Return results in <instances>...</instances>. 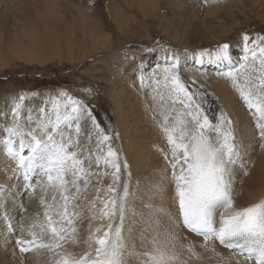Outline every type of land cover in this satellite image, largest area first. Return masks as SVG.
Returning <instances> with one entry per match:
<instances>
[{"label": "rangeland", "instance_id": "obj_1", "mask_svg": "<svg viewBox=\"0 0 264 264\" xmlns=\"http://www.w3.org/2000/svg\"><path fill=\"white\" fill-rule=\"evenodd\" d=\"M19 1L23 3L24 13L36 16L35 8L27 0ZM50 1L53 3L52 0ZM58 1L61 4V7L57 8L58 11L66 15L78 16L74 5L80 4L84 8V13L93 15L92 20L87 24L85 21H80L78 16L74 23L68 22L67 26L52 18L44 22L33 19L30 23L41 33L52 32L56 37H60L63 46L67 41L73 44L76 52L74 57L63 52L60 59L43 66L13 61H7V66L0 64V145L6 144L8 152L5 155L12 152L11 148H15L17 157L22 139L27 145L30 140L29 134L43 138L42 129L45 124L55 123L58 117L69 115L73 117V120L69 121L72 127L65 128L62 122L60 134L66 139L70 134L73 140L78 139L79 146L74 145L71 150L82 153L81 158L85 159L86 169L109 173L107 176H92L88 190L82 192L81 198L74 202L79 205L75 210L80 213L79 218H81L77 224V242L65 244V248L58 251L67 253L80 244L83 245L81 248L83 254L90 250L87 243L90 232L102 224L105 225L103 230H106V221L92 219L90 204L97 195V188L101 189L99 195L102 198L108 195L107 189L113 183L112 170L105 169L103 162L98 169L94 159L92 163H89L88 158L106 154L107 144L110 143L118 152L121 163L120 182L116 186L118 197L123 195L125 185L128 189L123 224L120 225L119 217L113 222L114 228L122 227L123 241L126 246L125 264H144L145 254L155 251L154 243L167 255L174 257L170 264H256L255 259H246L238 253V250L225 248L214 239L205 242L202 236H196L184 227L175 195L172 164L167 167L170 180H166L163 186L160 187L161 179L150 183L151 188L145 186L150 180L146 179V182L141 180L146 167L132 166L125 147L124 131L120 126L118 113L119 104L123 103L122 108L125 112L122 114V120L132 125L135 119L140 117L139 103L141 94H144L146 90L153 97L164 92L166 99H169L167 104L174 108L173 111L176 109L179 113H181L180 110L182 112L185 110V113L190 111L179 102L173 103L177 98L171 92L173 87L171 76L164 71L168 68L170 73L179 77L180 82L192 94L194 103L200 105L213 124L218 123L221 112L230 119L225 103L215 92L214 87H210L208 83H202L199 79L198 81L187 71L195 70L202 73L208 71L218 77L226 71L231 72L236 78V83L233 82V76L228 77L226 81L236 88V84L244 86L245 75L250 78V84H258L261 49L264 48L262 15L249 10L239 14L237 27L234 26L228 33L222 32L220 24L211 16L204 21L203 12L207 9L205 6L208 0H182L180 1L182 8L176 4L177 0H160V4L153 3L155 10L150 11L151 8L146 12H142L139 0ZM71 8L74 12H71ZM11 14H14L13 10ZM19 24L23 25V22L20 21ZM1 26L2 35L8 34L9 26L7 24ZM88 26L106 38L102 45L94 47L90 44L86 30ZM168 26L170 32L164 30ZM223 34L227 37L225 38ZM245 35L249 37L248 41L244 40ZM181 39L182 43H180ZM83 44L87 50L81 55L79 50ZM223 44L229 45L230 65L227 61L216 59V53ZM234 46L241 47V50L232 49ZM252 53L256 54L255 59L251 58ZM161 56L163 57L159 58ZM245 56L249 57L248 68L240 70V64L245 63L243 59ZM144 59H147V66L145 65L146 67L141 71L140 61ZM131 80L133 83L129 85ZM129 87L131 88L128 89ZM237 90L239 92L238 88ZM252 90L255 98V94L259 93L260 89L253 87ZM113 93H117L119 99L113 101ZM180 96L182 97L183 93ZM240 99L250 112L255 133L234 134L241 161L233 169L231 176L233 208L236 211H242L256 204H264V151H262L264 138L259 134L258 118L254 110H249L241 96ZM76 101L91 109L100 129L112 136L110 141L104 144L99 143V130L87 116L80 113V118L75 119L78 114L72 113L71 108ZM240 119L237 118L239 126ZM185 120H189L188 128L191 129L193 125L190 118L185 116ZM173 123L168 122L169 126ZM77 125L80 128L78 136L75 131ZM228 127L232 128L231 125ZM13 128L19 130L18 134L14 135L9 131ZM130 132L134 139L139 137L136 127H131ZM53 134L56 135V133ZM140 137V145L145 150H150L152 145L156 147L157 152H161L162 162L166 152L171 156L170 145L166 151L165 147L163 149L150 140L149 133ZM162 138L167 142L166 136ZM9 147L11 148L8 149ZM98 148L101 152L97 151ZM124 162L127 163V168L123 167ZM26 170L27 167L24 166V170L14 172L17 184L20 178L25 176ZM46 183V178L36 170L34 175L22 183L23 190L27 189L26 193L21 194L23 190L16 187L15 190L9 185L6 187L11 207L5 204L2 198L0 199L2 201L0 234L3 243L15 247L19 252L15 261L10 264H56L59 259L46 249L21 253L16 243L19 239L30 238L28 230L33 224H37L38 220L43 219L40 199L43 196L50 201L53 195L50 189H46ZM80 183L83 186V181ZM30 185L36 189L34 194H30ZM145 199L150 200L148 206ZM99 207L97 202V208ZM137 212L145 221L144 224L139 223ZM4 216L8 218L7 221L3 220ZM87 218H90V221ZM219 223L218 213L217 227ZM140 227L145 230L140 231ZM135 228H139L137 230L140 236L135 235ZM35 230L39 231L38 228ZM94 247L95 245L93 249Z\"/></svg>", "mask_w": 264, "mask_h": 264}, {"label": "snow or ice", "instance_id": "obj_2", "mask_svg": "<svg viewBox=\"0 0 264 264\" xmlns=\"http://www.w3.org/2000/svg\"><path fill=\"white\" fill-rule=\"evenodd\" d=\"M248 41L249 37L244 36ZM229 45L223 44L216 53V59L229 61ZM252 59L256 54L252 53ZM245 63L240 64V70H247L248 56L243 58ZM261 68L259 83H251L245 75V84H236L240 96L243 98L249 110H254L258 118L260 136L264 138V48L261 49ZM174 67V65H173ZM171 76V92L176 96L173 103L179 102L186 113H180L174 117V123L169 126V117L164 118L163 131L171 148V163L175 183V195L183 225L192 233L208 240H217L221 246L238 250L246 259H255L256 264H264V204L236 211L233 208L232 198V171L241 162L240 153L235 144V136L231 131V120L223 112L218 117V123L213 124L204 113L199 104H195L192 94L180 82L179 77L164 69ZM233 76V73H226ZM167 79V76H166ZM233 82L236 78L233 76ZM253 87L259 88L260 92L253 93ZM183 93L181 97L180 94ZM76 113L91 119L93 125L99 130L100 144L112 139L110 134H105L100 129L99 123L92 114L91 109L79 101L74 102L71 108ZM190 118L193 127L188 128ZM73 117L64 115L58 117L55 123L45 124L42 131L44 137L40 138L29 134L30 140L27 145L20 142V151L17 153L19 163L25 167H31L46 178V189L53 192L50 201L43 196L40 204L44 208L43 219L38 220L28 230V239L16 241L21 253L46 249L54 253L59 259L56 264H125V244L122 236V224L124 219L125 202L128 197L127 186H124L123 195H117V185L120 182L121 163L118 152L107 144L106 154L89 156L88 162L93 159L99 169L101 162L105 169L111 168L112 185L108 187V195L101 197V189L97 188V195L90 204L92 219L106 221L105 225L95 228L90 232L87 243L89 251L79 257H73L65 251H58L65 243H76L78 227L75 221L80 217L75 209L79 205L74 202L81 198V193L86 192L90 186L92 176H107L109 173L93 172L86 169L85 159L82 153L71 150L74 145L79 146V141L73 140L71 134L66 139L60 134L61 123L65 128H71ZM14 135L18 129H9ZM77 136L80 128H75ZM53 133H56L54 135ZM26 149V152H25ZM101 152V149H97ZM124 162L123 167L127 168ZM83 181V186H81ZM32 192L35 187L29 186ZM74 189V191H73ZM97 202L100 207L97 208ZM219 213L220 223L217 227L216 216ZM119 217L120 225L114 228L113 222ZM10 227V225H9ZM39 229L36 231L35 229ZM102 233V234H100ZM99 234V235H98ZM93 245H95L93 249ZM155 251L145 254L144 264H170L174 258L162 251L154 243ZM191 251V249H189Z\"/></svg>", "mask_w": 264, "mask_h": 264}, {"label": "bare ground", "instance_id": "obj_3", "mask_svg": "<svg viewBox=\"0 0 264 264\" xmlns=\"http://www.w3.org/2000/svg\"><path fill=\"white\" fill-rule=\"evenodd\" d=\"M27 1L32 5V7L35 8V17L29 13L26 14L23 12V3L19 0H0V64H2V66H7V61H13L30 65L38 64L43 66L48 62L60 59L62 57L63 52H66L67 55L71 54V56L74 57L76 52L73 44L71 45L69 41H67L63 46L60 37H56L55 34H53L52 32L44 31L41 33L40 31L35 30L31 26L30 22H32L33 19H38L44 22L46 19L52 18L56 20V22L58 21L67 26L68 22L71 23L75 21L79 16L80 21H85V23L88 24V21L92 20L93 15H91L90 13H84V8L80 4L78 6L74 5V8L77 10L78 13V16H75L74 14L66 15L61 11H58L57 8L61 7V4L58 0H52L53 3L50 0ZM180 1L182 0H177L176 4L182 8V2ZM139 2L142 12H146L149 11L151 8L152 9L150 11L155 10L153 3L157 2L160 4L161 1L139 0ZM205 7L207 9L205 10V12H203L204 21L208 20V17L211 16L220 24V26L222 27V32L229 33L234 28V26L238 24L237 16L239 14H244L248 10L256 14H261L264 18V0H208ZM12 10L14 11V14H11ZM71 12H74V10L72 9ZM20 21L23 22V25L19 24ZM3 24H7L9 26L8 34L2 35L1 25ZM86 30L88 31L90 44L92 46L98 47L104 43L106 38L102 36L99 32L94 29H91V27L89 26L86 28ZM164 30H169L170 32V27L168 26ZM7 36L8 38H6ZM224 37L226 38L227 36ZM180 43H182V39ZM232 49L238 51L239 49L241 50V47L237 48L236 46H234ZM86 50L87 47L83 44V47L79 50V53L82 55L86 52ZM162 57L163 56L159 58ZM140 63L142 64H140V70L142 71L144 67L147 66V59L140 61ZM227 64L230 65V62L227 61ZM224 66H226V64ZM187 73H189L192 77L196 78L197 80H201L202 83L205 82V84L208 83L210 87H214L215 92L219 94L221 100H223V102L225 103V107L228 111V114H230L229 117L231 120V130L233 134H236L238 132L243 134L255 133L254 125L251 122L252 119L250 117V112L246 109L244 103L241 101L240 93L238 92L235 86L226 81V79L230 77L226 75V73L229 72L226 71L224 74H221L220 77L215 76L213 75L214 73L208 71L202 73L196 72L195 70H189L187 71ZM122 79L124 80V77ZM131 83H133L132 80L130 81L129 85H131ZM130 88L131 87H129L128 89ZM116 99H119V95L117 93H113L112 100L114 101ZM168 100L166 99V95L164 92L162 94L160 93V95L153 97L152 94L146 90L144 94H141V100L139 103V105H141V109L138 111L140 113V117L136 118L132 125L122 120V114L125 112V110L122 108L123 103L119 104L120 111L118 113V116L121 129L124 131V143L127 150L128 158L132 166L136 165L135 168L141 166L146 167L144 168V176L141 177V180L142 182H146V179H150L145 185L148 188L152 187L150 183H154L155 180L161 179L160 187L165 184L166 180H170V176L167 175V167L172 164V156H170L169 153L166 152L164 156V162H162V159L160 158L161 152H157L156 147H153L151 145L150 150H145V148L140 145V136L149 133L150 140H152L153 143L159 144V146L163 149L165 147L167 151L169 144L162 138L166 136L163 131L164 118L167 115L169 117L168 122L170 123L174 122L173 118L180 114L178 112V109L173 111L174 108L170 105V107L168 106ZM180 112L185 113V110L184 112L180 110ZM183 118L185 119V116ZM237 118H241L240 126L237 124ZM131 127L137 128V133L139 135L137 139L133 138L130 132ZM34 132L36 133V131ZM5 146L6 144L0 145V152L3 153H0V199L2 198L5 204L10 205V197L7 195L6 187L9 185L13 190H15V187L19 190H23L24 187L22 183L27 180L30 176L34 175L36 173V170L34 168L27 167V170L25 171V176L20 178V182L17 184V182L15 181L14 172H19L21 165L19 163L18 155L17 157L15 155L17 150L15 148L9 147L8 149L11 148L12 152L5 155V153L8 152L7 147ZM17 148L19 149V147ZM158 149L161 150V148ZM262 151H264V146H262ZM148 153H151V155H148ZM22 192L23 193L21 194L26 193L27 189L23 190ZM34 193L35 192L31 191L30 194ZM145 200L148 206L150 204V200ZM1 203L2 201L0 200V204ZM42 210L44 212V208H42ZM87 219H89L90 221V218ZM137 219L140 224H144L145 221L140 216V214H138V212ZM3 220L7 221L8 218L4 216ZM79 220H81V218H78L75 221L76 225L79 224ZM135 229L136 230L134 231V233L137 236H140L139 230H145L141 229V227L140 229ZM65 244L63 245V248H65ZM82 247L83 245L78 244L75 246L74 250L67 253H70L73 257H79L80 255H82ZM18 254L19 252L15 247H10L8 246V244L6 245L3 243L2 236L0 234V264L13 263Z\"/></svg>", "mask_w": 264, "mask_h": 264}]
</instances>
